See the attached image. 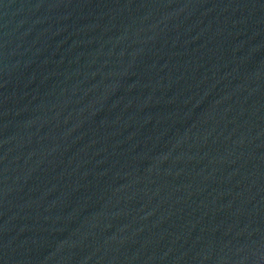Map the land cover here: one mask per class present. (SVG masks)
I'll return each instance as SVG.
<instances>
[{
  "label": "water",
  "instance_id": "95a60500",
  "mask_svg": "<svg viewBox=\"0 0 264 264\" xmlns=\"http://www.w3.org/2000/svg\"><path fill=\"white\" fill-rule=\"evenodd\" d=\"M0 264H264V0H0Z\"/></svg>",
  "mask_w": 264,
  "mask_h": 264
}]
</instances>
